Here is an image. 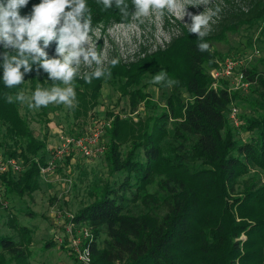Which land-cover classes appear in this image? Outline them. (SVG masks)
<instances>
[{"label": "trees", "instance_id": "trees-1", "mask_svg": "<svg viewBox=\"0 0 264 264\" xmlns=\"http://www.w3.org/2000/svg\"><path fill=\"white\" fill-rule=\"evenodd\" d=\"M38 3L29 0L21 15ZM126 3L134 11L131 0ZM87 4L93 29L108 21H131H122L118 9L105 10L98 0ZM249 4L247 12L221 10L219 33L232 26L236 29L240 22L264 20V0H249ZM216 35L210 31L204 38L210 51L201 53L197 35L179 26L165 48L141 46L133 61L119 59L115 67L111 59L106 64L110 79L88 84L83 74L75 78L76 106L70 110L76 119L98 103L104 83L129 95L135 107L147 96L141 88L143 79H151L161 68L179 81L169 88L160 112L138 122L118 115L113 120L103 158L110 172L120 177L105 183L73 217L91 230L93 264H264V75L243 70L253 84L249 87L253 114L240 116L242 128L249 132L242 141L235 137L227 115L235 93L224 86L207 87L205 64ZM4 51L0 46V53ZM2 76L0 68V154L18 158L25 166L20 174L0 175V190L8 203L6 198L21 199L40 189L39 167L48 158L49 131L46 127L37 134L28 115L21 113V103H7L5 94L15 95L27 82L31 95L37 84L49 87L52 81L42 69L37 73L35 66L15 88H6ZM182 90L189 99L182 98ZM60 107L41 108L38 120L43 117L48 125L49 111ZM25 109L29 111L26 104ZM122 145H127L126 150ZM24 241L28 245L30 236ZM52 244L47 241L45 247ZM0 248L8 257L0 258V264L25 261L19 240L0 236Z\"/></svg>", "mask_w": 264, "mask_h": 264}, {"label": "rangeland", "instance_id": "rangeland-1", "mask_svg": "<svg viewBox=\"0 0 264 264\" xmlns=\"http://www.w3.org/2000/svg\"><path fill=\"white\" fill-rule=\"evenodd\" d=\"M195 2L196 0H191V3L185 0L186 13L199 14L205 10L204 5L192 6V3ZM217 6L223 12L228 8L239 13V11L247 12L250 4L249 0H230L229 3L222 0H211L208 7L215 9ZM31 10L32 8H29L27 14H30ZM181 15L170 13L167 10L164 11L163 16L153 13L144 19L143 24L138 21L128 22L137 25L131 28L127 27L128 23H123V27H121L122 23L112 21L101 23L90 33L91 43L95 45L99 53L105 56V66L113 58H118L124 63L130 62L134 60L133 56L141 46L149 50H155L158 47L165 48L171 38L178 34L179 26L188 29V25L191 23L190 17L185 15L181 18ZM222 16L223 14L220 12L211 23V32L217 34V38L212 41L211 58L205 64L207 87L224 86L231 93H235L227 115L229 116L232 107L237 108L239 124L234 126L230 120L229 122L235 137L243 141L249 136V132L242 128L240 116L253 114V95L249 90L253 84L249 83L248 88L243 89L236 84L234 78L222 77L215 81L211 73L220 69L226 58H232L237 62L234 76L244 73V69H253L264 75V20L240 22L236 25V29L231 30L232 26L227 28L224 33L223 31L219 33L216 25ZM229 19L234 20V17ZM55 47L56 44L53 42L46 49L51 58L55 56ZM87 71H91V69L82 65L79 75ZM244 75V80L250 82L245 73ZM143 80L145 84L141 88L147 96L135 103V107L132 106L129 95L124 96L110 83H104L98 96V103L88 110L86 116L73 118L71 110L62 105L60 109L49 111L47 125L43 117L42 121L38 120L37 113L40 109L26 111L25 104H20V111L22 114L28 115L31 127L37 134L48 127V140L50 141H55L56 133L60 131L69 134L84 133L88 131L92 121L105 120L110 123L105 128L106 132L101 140V145L106 150L108 131L112 127L115 116L118 115L122 119L131 117L134 122H138V119L143 120L165 108L164 100L169 87L150 84L149 77ZM22 90L30 95L27 82ZM181 96L189 99V95L183 90ZM126 148L127 145L121 146L122 150H126ZM103 153L89 159H84L80 155L74 157L71 155L65 158L66 161L62 162L61 166L56 168L52 178L47 181L42 179L38 191L31 195H24L21 199L6 198L8 200L6 207L0 204V236L8 235L22 243V248L26 252L23 264L78 263L70 250L65 235L66 227L71 224L70 215H74L78 209L93 201L105 183L120 177L119 174L110 172ZM28 211L32 213L28 214ZM67 214H69L68 217ZM64 221L67 223L66 225L63 224ZM22 225L25 228L21 229ZM83 226L86 225L83 223ZM70 228L75 236L79 234L81 226L75 223ZM28 236H30V243L27 245L24 239H27ZM244 237L243 235L242 238ZM64 240L66 242L61 243ZM47 241H51L53 244L45 247ZM3 257L8 258L7 254L1 253L0 248V258ZM10 264L16 263L13 261Z\"/></svg>", "mask_w": 264, "mask_h": 264}, {"label": "clouds", "instance_id": "clouds-1", "mask_svg": "<svg viewBox=\"0 0 264 264\" xmlns=\"http://www.w3.org/2000/svg\"><path fill=\"white\" fill-rule=\"evenodd\" d=\"M105 10L115 7L122 21H138L153 13L163 16L167 10L173 14L190 17L189 33L196 34L200 39L198 51H210V45L204 38L211 31L213 18L221 9L208 7L211 0H196L192 6L204 5L205 10L199 14L186 13L185 0H131L134 11L129 10L126 0H98ZM191 3V0H188ZM29 0H0V45L5 49L0 53V68L3 69V82L6 88H15L24 83V76L40 69L47 73L52 81L51 86L41 87L37 84L31 95L21 90L15 95L5 94L7 103L19 102L29 109L39 110L49 105H64L68 109L76 106L75 78L80 74L81 66L91 69L83 73L85 83L91 84L93 79L111 78V71L105 66V56L96 50L91 43L93 32L92 13L87 0H40L33 5L30 14L22 16L20 10L25 8ZM124 24H121L123 27ZM128 23L127 27H135ZM42 41V46H41ZM55 42V56L50 58L46 49ZM14 50V55L8 50ZM119 59L110 61L115 67ZM95 66V67H93ZM23 69V71H21ZM150 84H163L173 87L179 81L169 77L168 72L161 68L156 72ZM89 250L81 259L87 258Z\"/></svg>", "mask_w": 264, "mask_h": 264}, {"label": "built area", "instance_id": "built-area-1", "mask_svg": "<svg viewBox=\"0 0 264 264\" xmlns=\"http://www.w3.org/2000/svg\"><path fill=\"white\" fill-rule=\"evenodd\" d=\"M237 62L232 58H226L222 64V67L218 70H214L211 73L213 80L217 81L219 78H234L236 84L242 87L243 89H247L250 82L244 80V73H241L239 76H234V71L236 68ZM217 86H212V88H216ZM211 88V87H210ZM238 110L236 107H232L229 111V120L232 125L237 126L239 124ZM95 120V119H94ZM110 125L109 122L105 120H95L92 121L89 125V129L87 132H84L83 135L80 136H72L63 131L56 133L55 141L48 140L46 151L48 154V158L45 160V164L40 165L39 173L43 180L47 181L53 176V172L56 170L58 166H61L62 162H65V158L80 155L84 159L93 158L94 156L101 155L105 148L101 145L102 137L105 133V128ZM25 166L23 161L14 158V157H5L3 154H0V175L6 173L20 174L24 170ZM0 204L2 206H7V201L4 200L2 196V191L0 190ZM69 214H67V217ZM71 224L69 227H66L65 235L66 240L69 242V247L76 258L78 264H93L92 256H91V238L92 233L91 230L86 226H83L82 222H76L74 220V215H70ZM73 221V222H72ZM78 224L81 226L79 230V234L73 235L71 232V226L74 224ZM66 225L67 223L64 221L63 223ZM66 240L61 241L66 242ZM85 249L89 250V254L85 259H81V257L85 254Z\"/></svg>", "mask_w": 264, "mask_h": 264}]
</instances>
